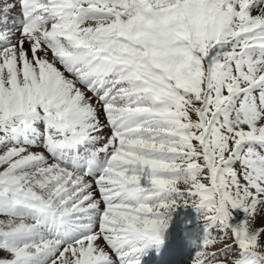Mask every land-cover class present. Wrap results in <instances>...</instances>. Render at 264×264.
<instances>
[{
	"label": "snow or ice",
	"instance_id": "snow-or-ice-1",
	"mask_svg": "<svg viewBox=\"0 0 264 264\" xmlns=\"http://www.w3.org/2000/svg\"><path fill=\"white\" fill-rule=\"evenodd\" d=\"M0 264H264V0H0Z\"/></svg>",
	"mask_w": 264,
	"mask_h": 264
}]
</instances>
